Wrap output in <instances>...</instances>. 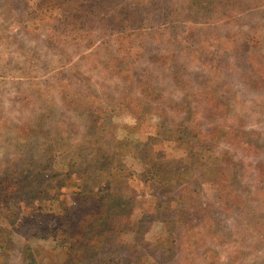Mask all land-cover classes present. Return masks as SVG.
<instances>
[{"label":"rangeland","instance_id":"374dc122","mask_svg":"<svg viewBox=\"0 0 264 264\" xmlns=\"http://www.w3.org/2000/svg\"><path fill=\"white\" fill-rule=\"evenodd\" d=\"M38 4L0 0V175L15 193L0 209V224L11 230L13 204L21 206L22 242L12 241V260L21 253L31 264L63 261L68 252L80 258L81 247L59 250L55 235L68 238L65 228L75 225L89 235L92 224L84 227L81 219L90 217L99 196L118 192L122 207L111 219L118 229L105 243L109 253H96L89 264H109L108 254L116 256L112 264H264V153L242 151L241 137L228 135L243 134L264 152V89L245 84L231 57L221 59L229 70H210L183 51L184 26L151 22L146 31H131V41L127 31L105 29L100 17L71 29L59 5ZM258 4L264 0H238L230 12ZM234 26L241 37L253 28L264 35V11ZM132 65L137 68L128 70ZM140 86L157 97L142 95ZM203 92L224 103L214 139L207 132L218 120L203 115ZM194 127L206 131L208 144H196ZM151 160L174 174L159 192L150 185ZM37 172L47 180L40 182ZM157 199L165 215L153 214ZM142 211L149 216L136 226ZM65 214L72 221L67 227ZM162 216L173 220L172 229Z\"/></svg>","mask_w":264,"mask_h":264},{"label":"trees","instance_id":"16d2710c","mask_svg":"<svg viewBox=\"0 0 264 264\" xmlns=\"http://www.w3.org/2000/svg\"><path fill=\"white\" fill-rule=\"evenodd\" d=\"M237 1L238 0H147V2L143 4L145 6H140L139 2L136 3L132 0H39L38 5H59L68 26L75 30L85 27L88 24L89 19L100 17L103 19L105 29H110L111 32L116 31L117 33L119 31H127L128 39L131 41V31L138 34L142 30H147L148 27H151V22H159V25L168 24L170 25L168 28L170 30H175L180 26H184L187 28V33L183 36L184 38L182 40L186 41L187 45L181 47L183 51L185 50L187 53L196 54L198 58H201L200 62L202 63L207 62V64H211L210 70L213 68L225 71L229 70L232 65L229 62L221 61V59L231 57L230 61H233L234 67L239 71V76L244 80L245 84H248L253 89H257L258 87L259 89H264V51H259L261 47H264V35L257 34L258 31L256 28H253V32L245 33L243 38L237 33L240 31V28L236 30V27L238 26L233 27V24H235L238 19L240 20L244 16H250L254 12L264 11V4H258V6L253 8L244 6L245 8L243 11L231 13L230 7L231 5L236 4ZM79 3H81V6L78 9H75ZM101 6H105L108 10L103 12ZM82 8H85V10L83 11ZM81 11L84 13L80 14L79 12ZM146 26L148 27L146 28ZM229 27H233L232 30ZM255 47L257 49L254 50ZM183 51L179 55H183ZM136 68L137 67L132 65L128 70H135ZM120 69L124 68L120 66ZM128 70L125 69V73H127ZM135 73L136 75L138 74L136 71ZM138 89H140L142 95H145L148 98L155 99L157 97V94H150V92L144 90L142 86ZM200 100L203 103V115L208 117V120H218V122L212 124L214 125L212 126L214 129L211 128V130L207 132L208 137L214 139L216 126H218L223 118L222 111L224 109V103H222V99H219L217 94L215 95L213 92L201 93L199 101ZM202 123L203 122H199V124ZM192 132V136L198 146L208 144L206 140V131L204 132L203 130L199 132V130L194 127L192 128ZM233 134L241 137V140L236 142V146L242 151L247 148L253 149L260 155L264 153L263 150H260L259 146L250 144L246 140L245 135H239L240 133L233 132L228 133V135ZM201 137H203L202 140H200ZM244 146L245 148H243ZM262 147L264 148V145ZM230 163H232V161H230ZM146 168L152 175L151 179H153L150 181V185L154 189H157L158 192L160 188L164 190L165 187H168L174 179V174H171L172 172H170L169 169L164 168L158 162L153 160L148 162ZM37 175L39 177L42 176L40 182L47 180V178L44 177L43 172H37ZM231 176L229 174L228 177H225V180H227L228 183L231 180ZM31 181L32 180H29V182ZM11 183L13 182H9L8 176L0 175V209L3 208V206L7 207L11 205V202L8 199L15 194L13 188L11 192L8 190V187H11ZM223 188L226 190L228 186H224ZM29 189L31 190L30 193L33 195H40L41 190L37 191L36 186L35 188L31 186ZM228 191L229 190H227V192ZM103 195L96 199L98 200L96 207L90 209V217L87 216L88 219H81V224H84V227L89 225V221L91 222L92 226L88 230L89 235L82 233L77 225L67 227L72 221H69L66 218L68 214L64 215V225L67 227L65 228V231L69 233V239L64 237L62 239V237L55 235V238L59 240L61 245L58 249L61 250L63 247L74 246V250L78 251L81 247L82 254L80 258H77L76 255L74 256L70 254L71 252H68V256L66 255L67 257L65 256L66 258L64 257L65 259L63 258V261L57 259V262L52 264H81V262H83V264H89L91 260L93 261L96 259V257H93L96 253H109L107 249H104V246L106 241L110 240L112 237L111 233L116 232L118 229L112 226L111 219L114 218V211H117V208L119 209L122 207V202L120 200L122 194L117 192L102 198ZM237 200L241 201L240 196H238ZM13 205L17 210L12 216V221L5 217V219H8L7 224L11 227V230L6 229L0 224V235H4L6 238L5 241L0 239V255L2 254V249L6 246L8 247L6 252L9 254L6 259H0V264H31L22 253L20 254V260H17V262L12 260L14 257V247L11 245L12 241L16 238L19 247H21L20 243L22 242L21 238L18 237L20 231L19 225L21 223V216L19 213V211H21V206L19 202H16ZM154 206L157 209L153 210L154 215H165L163 213V207L158 199L154 202ZM75 215H78V212H76ZM148 216V212L142 211L134 221V224L137 226ZM162 217L168 222L169 230L172 229L173 226L170 225L174 224L173 220L170 223L167 218L164 216ZM0 218L4 217L0 216ZM127 223L130 224V221L127 220ZM76 224L80 225L79 222ZM47 230L49 232H56L58 231V228L55 229L47 226ZM36 232L37 231L35 230V233ZM99 233H104L101 240L91 242L89 236L94 235L95 237ZM72 240H77L78 243H75ZM91 252H93V255H91ZM115 260L116 256H111V254H108L103 258V261H106V263L109 264H112Z\"/></svg>","mask_w":264,"mask_h":264}]
</instances>
